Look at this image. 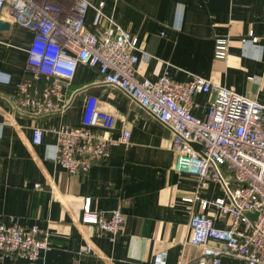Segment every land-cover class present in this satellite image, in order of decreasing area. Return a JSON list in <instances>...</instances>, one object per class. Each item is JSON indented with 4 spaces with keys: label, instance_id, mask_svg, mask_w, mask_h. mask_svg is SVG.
I'll return each mask as SVG.
<instances>
[{
    "label": "crops",
    "instance_id": "obj_1",
    "mask_svg": "<svg viewBox=\"0 0 264 264\" xmlns=\"http://www.w3.org/2000/svg\"><path fill=\"white\" fill-rule=\"evenodd\" d=\"M90 8L85 26L101 32L106 18L138 41L139 81H155L167 69L175 82L198 76L250 100L264 98V0H86ZM100 17L97 19L96 9ZM249 32L258 39L242 42ZM33 34L0 15V223L16 218L29 228L47 234L49 249L37 264H176L195 259L200 251L184 244L190 237L188 212L199 213L192 198L197 180L173 170L171 130L153 119L123 91L103 84L95 70L79 65L62 98L70 106L63 114L35 116L17 111L10 97L24 74L27 48ZM226 40L224 60L215 59L217 40ZM98 100L101 110L117 117L112 138L123 124L130 131L129 145L113 146L103 163L84 175H70L55 162V138L44 133L32 142L35 128L49 130L78 126L85 97ZM192 115L204 120L208 98L197 95ZM201 200L224 198L217 183L198 192ZM85 199L105 219L121 209L122 234L111 242L94 226L83 225ZM224 229L228 219L216 218ZM89 247L88 253L81 248ZM0 264H30L17 258H0ZM221 264H244L223 257Z\"/></svg>",
    "mask_w": 264,
    "mask_h": 264
},
{
    "label": "built area",
    "instance_id": "obj_2",
    "mask_svg": "<svg viewBox=\"0 0 264 264\" xmlns=\"http://www.w3.org/2000/svg\"><path fill=\"white\" fill-rule=\"evenodd\" d=\"M90 7L86 0H0V15L7 13L14 24L33 34L23 77L9 100L12 106L35 116L63 114L70 106L62 98L63 86L71 82L79 65L95 70L103 84L120 89L170 128L173 170L197 180L195 196L181 202L200 206L199 213L188 212L190 237L184 244L200 255L190 261L180 258L176 264H221L223 257L264 264V98L250 100L193 75L186 82H175L167 69L155 81H139L137 39L107 18L103 31H89L85 19ZM101 7L96 9L97 19ZM247 40L258 42L252 32L241 39ZM226 54V40H217L215 59L224 60ZM201 94L208 98L204 120L192 115L194 98ZM116 122L114 114L101 110L98 100L87 96L78 126L35 128L32 142L38 145L44 133H50L55 138V162L70 175H84L107 160L111 147L129 145L125 124L117 138L110 136ZM191 143L200 145V152ZM210 183L219 184L224 198L198 197L199 189ZM211 208L216 218L229 220L227 227H214V217L207 214ZM251 214H256L255 220ZM124 222L120 208L105 219L91 211L85 199L81 223L94 226L111 242L122 234ZM48 249L44 230L23 227L16 218L0 223V258L37 264ZM80 251L88 253L89 247Z\"/></svg>",
    "mask_w": 264,
    "mask_h": 264
},
{
    "label": "water",
    "instance_id": "obj_3",
    "mask_svg": "<svg viewBox=\"0 0 264 264\" xmlns=\"http://www.w3.org/2000/svg\"><path fill=\"white\" fill-rule=\"evenodd\" d=\"M190 145L193 148V150H195L196 152H200V149H201L200 145L195 144V143H191ZM249 217L252 220H255L256 219V214H251V215H249Z\"/></svg>",
    "mask_w": 264,
    "mask_h": 264
}]
</instances>
